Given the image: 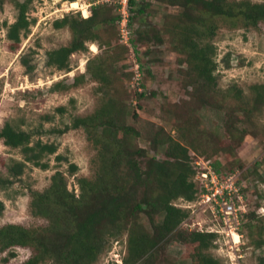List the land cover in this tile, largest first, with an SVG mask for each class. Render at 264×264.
<instances>
[{"label": "rangeland", "instance_id": "rangeland-1", "mask_svg": "<svg viewBox=\"0 0 264 264\" xmlns=\"http://www.w3.org/2000/svg\"><path fill=\"white\" fill-rule=\"evenodd\" d=\"M78 1L86 5L88 16L94 4H101L103 10L121 15V19L113 26L101 27L106 43L88 42L87 51L73 53L70 70L49 65L47 52L69 44L73 38L72 29L57 28L55 20L69 13L87 17L82 8H73L70 0H33L29 15L34 21L16 48L8 37L9 26L18 16L14 2L7 0L0 12V129L10 121L22 129L35 130L34 140L58 144V150L46 157L50 162L48 169L29 164L11 187L0 188V200L5 203L0 224L42 225L44 219L31 211L32 193L48 188L57 171L65 175L68 188L76 194L81 191L78 178L93 177L98 148L89 139L87 130L79 127L59 133L57 129L71 125L77 116L93 113L100 105L99 83L87 72V61L98 55L107 63L128 105L127 122L140 132L135 140L138 145L146 147L151 155L157 153L159 158H164L162 149L155 152L150 147V140L159 130L181 140L179 125L189 113L195 124L191 138L210 154L213 166L218 160L224 170L235 167L240 172L246 208L242 234L240 238L222 234L206 252L222 264H260L264 257V243L262 246L257 243L260 239L264 242V106L252 113L239 110L242 99L237 93L242 89L243 101L249 102L251 86L264 83V23L257 27L242 24L232 27L220 22L212 42L216 46L217 62L213 100H219L221 106H201L193 99V88L187 86V79L180 71L186 66L179 63V54L172 45V23L180 10L177 6L150 0L144 18H136L130 26L128 0ZM125 17L131 31L129 40L122 32ZM140 28L149 31L150 36L161 35L162 41L152 37L150 41H138L135 46L131 38L139 37ZM25 59L34 69L30 70ZM140 92L145 96H140ZM61 106L65 107L63 111L58 110ZM234 107L237 109L232 114L230 110ZM22 158L19 148L8 146L0 139V173L6 175L7 165ZM71 164H77L78 169L73 171ZM175 203L191 210L181 227L188 231L209 230L211 215L197 202L179 198ZM127 243V230L109 237L95 264H124ZM15 250L16 256L8 261L4 260L7 252L0 251V264H22L32 254L29 247ZM192 253L191 245L172 241L156 264H193Z\"/></svg>", "mask_w": 264, "mask_h": 264}, {"label": "trees", "instance_id": "trees-1", "mask_svg": "<svg viewBox=\"0 0 264 264\" xmlns=\"http://www.w3.org/2000/svg\"><path fill=\"white\" fill-rule=\"evenodd\" d=\"M7 0H0V12ZM18 16L8 29V37L16 48L26 36L33 19L29 10L33 0H12ZM76 0H70L73 2ZM177 6L180 10L172 23V45L179 54L178 60L184 69L187 86H192L193 99L201 106H221L216 98L217 62L214 59L216 36L220 22L245 27H257L264 23V2L252 0H158ZM132 26L136 18H144L150 0H128ZM106 10V9H105ZM101 4H94L91 15L69 13L55 20V26H69L73 38L67 45L49 50L47 63L59 69L70 70L71 56L75 52L87 51L88 42H104L101 27L113 26L121 19ZM142 28V27H141ZM138 31V41H150L152 37L162 41L161 35L146 29ZM110 43V42H108ZM30 70L34 69L24 60ZM87 72L99 83L97 90L102 94L100 105L86 116H77L71 125L57 129L64 133L70 128L84 127L88 137L98 148L95 171L92 178L79 177L80 194L71 191L65 175L57 171L51 184L43 191H33L31 211L44 219L40 226L21 223L0 224V251L7 252L5 261L16 256L17 247H29L32 254L22 264H95L106 247L109 237L121 231L128 232V253L124 264H156L172 241H180L193 248V264H222L206 250L215 245L218 234L207 231H188L181 227L190 215V210L178 206L179 198L194 200L199 192L195 177L198 172L194 164L196 155L210 159V154L201 150L192 140L195 124L191 115L179 125L181 140L175 139L164 130L156 132L150 147L163 151L164 158L157 153L151 155L146 147L136 143L139 130L127 122L130 114L123 94L116 87L112 73L102 56L87 61ZM84 77V74H83ZM252 99L243 101V91L237 96L242 99L239 110L252 113L264 106V83L252 86ZM140 96H145L140 92ZM223 106V105H222ZM65 107L58 108L63 111ZM236 107L230 113L236 112ZM231 125H235L232 123ZM35 130H26L7 121L0 129V139L13 148H19L22 159H13L7 165V174L0 173V188L7 189L23 175L29 164L48 169L49 154L58 150L56 142L34 140ZM186 143H184V142ZM188 143V144H187ZM194 149V150H193ZM191 150H193L191 152ZM197 151V152H196ZM192 153V154H191ZM199 153V154H198ZM228 154V153H227ZM191 158L193 160H191ZM215 168L223 175L237 169L224 170L216 160ZM242 165L241 163L238 164ZM73 171L77 164H71ZM5 203L0 200V216ZM251 225V224H250ZM259 246L263 240H259ZM260 264H264V257Z\"/></svg>", "mask_w": 264, "mask_h": 264}, {"label": "built area", "instance_id": "built-area-1", "mask_svg": "<svg viewBox=\"0 0 264 264\" xmlns=\"http://www.w3.org/2000/svg\"><path fill=\"white\" fill-rule=\"evenodd\" d=\"M126 20L125 17L122 22V32L129 40L131 31ZM194 164L198 168L195 181L198 183L199 192L194 200L187 201L197 202L210 213L211 224L207 232H215L218 236L228 235L232 238H236L237 235L240 238L242 218L246 211L244 192L240 184V172L235 171L223 175L216 170L211 159L201 156L194 160ZM188 206L190 208V205Z\"/></svg>", "mask_w": 264, "mask_h": 264}, {"label": "bare ground", "instance_id": "bare-ground-1", "mask_svg": "<svg viewBox=\"0 0 264 264\" xmlns=\"http://www.w3.org/2000/svg\"><path fill=\"white\" fill-rule=\"evenodd\" d=\"M71 5L73 8H82L84 10V15L88 16L89 10L87 9L86 5H84L83 3H80L78 0L71 2ZM93 48H96V45L93 44ZM236 238H238V236L236 235Z\"/></svg>", "mask_w": 264, "mask_h": 264}]
</instances>
